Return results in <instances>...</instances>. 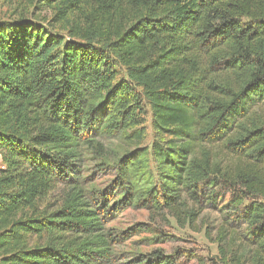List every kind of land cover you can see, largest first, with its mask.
Here are the masks:
<instances>
[{"label":"trees","instance_id":"trees-1","mask_svg":"<svg viewBox=\"0 0 264 264\" xmlns=\"http://www.w3.org/2000/svg\"><path fill=\"white\" fill-rule=\"evenodd\" d=\"M29 7L0 19V264H114L107 223L127 208L204 227L222 264H264V0ZM110 142L127 147L114 163ZM88 158L111 167L104 188ZM221 194L232 216L212 237Z\"/></svg>","mask_w":264,"mask_h":264},{"label":"rangeland","instance_id":"rangeland-1","mask_svg":"<svg viewBox=\"0 0 264 264\" xmlns=\"http://www.w3.org/2000/svg\"><path fill=\"white\" fill-rule=\"evenodd\" d=\"M30 1L0 0V19L14 18L21 11L26 15L29 14L32 10L29 7ZM40 13L43 17L49 19L52 11H42ZM121 76H123V73L120 72L119 77ZM142 127L145 130L143 146L149 148L155 136L151 129V115L147 108H145ZM126 149L127 147H122L116 142L107 143L108 161L114 163ZM129 149L132 150L133 148L129 146ZM88 159L89 161L86 162L84 167V174L97 188H104L113 177L111 167H102L99 162H93L90 160L91 158ZM151 167L153 168V165ZM57 197L58 193H54L46 199V202L53 203ZM228 201V195H218L216 203L213 206L206 207L202 214L205 223L211 229L212 237L216 236L217 229L224 223L226 218L231 219V212L225 209ZM46 202H43L42 206ZM107 228L123 235L114 247V264H125L135 258L152 253L169 256L174 264H222L217 258V244L210 242L205 237L204 227L182 228L171 217L160 216L154 219L144 209L127 208L111 216ZM242 228L238 225L239 235L243 234ZM135 229L144 230L135 232Z\"/></svg>","mask_w":264,"mask_h":264}]
</instances>
